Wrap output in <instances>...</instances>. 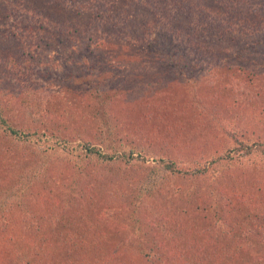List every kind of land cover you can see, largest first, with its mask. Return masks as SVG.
Listing matches in <instances>:
<instances>
[{
    "label": "rangeland",
    "instance_id": "obj_1",
    "mask_svg": "<svg viewBox=\"0 0 264 264\" xmlns=\"http://www.w3.org/2000/svg\"><path fill=\"white\" fill-rule=\"evenodd\" d=\"M209 5L207 0L200 2L202 9L196 11L193 19L187 21L191 24L192 32L185 38L158 39L160 48L152 53L144 44L133 45V48L137 49L145 47L143 53L138 52L140 50H132L131 55L126 57L117 53L114 65L112 64L116 77L131 79L129 90L121 88V91L130 92V96L136 100L133 102L130 122L139 120L154 130H159V133L155 131V145H159L160 153L157 158L148 156L143 149L141 151L144 145L137 142L136 149L133 147L135 161L124 158L118 165L117 161H107L106 166L90 172L91 178H81L79 174V178L73 180L76 187L69 184L66 176L64 177L67 182L60 178L51 182L56 192L63 191L66 194L67 200L61 195L59 203L71 211L80 210L81 214H89L84 211L88 210L89 205L98 203L102 207L101 214L93 217L91 224L95 225L94 233L100 230L98 232L104 234L98 236V241L92 247L94 249H84L91 256V262L95 252L102 256L115 246H119L121 253L115 264H154L152 262H157V258L160 262L164 253L158 254L159 240H162L163 234H168L171 241L163 243L170 245L171 242L174 250L189 253L212 248L215 240L224 243L227 239H233L237 246L231 247V250L237 256L230 264H264V244L261 246L264 242V0H243L241 3L233 0L231 9L237 19H231L232 22L229 11L220 7V11L216 7L211 14L205 13ZM16 27L18 28L10 22H2L0 33L9 28L13 31ZM21 29L24 32L22 27ZM55 30L51 35L41 28L25 34L21 43L24 48L21 49L26 56L22 58L19 55V66L12 59H6L4 62L5 71L9 70L5 74L18 84L19 91L34 103L32 111L17 109L14 115L16 120L29 122L34 111L45 112L44 109L48 108L51 102L61 99L62 102L77 106L74 102L79 104L88 92L84 80L68 84L59 76L71 72L69 70L77 66L78 71L86 73L85 66L90 62L89 57L99 55V46H113V42L106 35L102 38L100 35L90 37L92 28H84L80 35L69 36L71 43L65 46L63 51L60 44L65 43L64 37L56 36ZM46 40L49 45L44 43ZM167 41H170L169 44H165ZM190 49L192 52L188 56L181 51L184 50L188 54ZM168 50L171 56L167 61L170 65L167 66L160 61L161 56L167 54ZM196 50L201 52L196 54ZM182 63L187 65L186 71L178 68ZM165 65L168 69L164 70ZM174 69L178 70L177 76L169 78L175 72ZM168 71L171 73L167 74ZM160 72L164 75L161 76ZM153 74L159 79L154 83L146 79L150 75L154 77ZM226 87L228 89L225 91ZM222 89L223 96L220 97ZM26 91L31 93L27 94ZM5 94L9 99L13 95L8 92ZM192 98L198 100V105L204 104V116L195 108ZM201 98H204L203 102ZM223 98L229 102L222 101ZM216 111L222 112L225 120L217 117ZM127 124H123V132H117L115 136H135L137 140L138 136H143L141 126L127 132ZM204 138L211 141H204ZM172 144L178 145L183 151L187 150L188 155L193 158H188L186 154L179 155L177 164L181 174L176 176V186L173 185V188H176L174 191H170L171 187L163 189L160 194L161 201L153 200V208L162 214L161 217L171 218L170 225H173L170 229L164 228L160 232L158 229L153 230L146 215L150 212L151 205L145 204L140 210L141 216L144 217L142 227L152 238L147 246V241L144 243L142 239L144 236H138L137 228L131 226L134 224V218L126 210V204L110 200L106 206L100 202L107 197L104 193H101L100 200H97L94 192L93 198L96 186L92 181L97 178L98 173L106 180L111 179L112 169L116 171V168L131 176L152 168L161 169L165 165H161L159 161L161 152L165 153V156L177 155L172 153L175 150L170 148ZM219 144L224 151L234 149L232 155L236 169L232 179L222 174L216 176L213 173L215 165H210L211 155L217 152L214 146ZM114 147L121 150L118 138ZM144 155L147 156V161L142 158ZM199 156H207L206 166L199 161ZM16 160L17 157L5 158V164L0 166V171H5V179L9 178L15 169ZM242 174H249L252 180L249 181L246 177L240 181ZM184 188L189 191V195L182 198ZM120 193L117 191V194ZM17 214L14 211L0 212V264H4L3 255L8 246L19 241L26 229L24 218ZM197 240L199 242L194 246ZM138 242L142 245L137 247L139 250H135ZM164 246L167 248V245ZM226 264H229L228 257Z\"/></svg>",
    "mask_w": 264,
    "mask_h": 264
},
{
    "label": "trees",
    "instance_id": "obj_2",
    "mask_svg": "<svg viewBox=\"0 0 264 264\" xmlns=\"http://www.w3.org/2000/svg\"><path fill=\"white\" fill-rule=\"evenodd\" d=\"M202 1L205 2V0H0V23L10 22L18 28L21 26L24 31L22 32L21 27L19 29L16 27L13 31L9 28L0 33V166L5 164V158L17 157V165L15 164L16 167L9 178L5 179V171H0V212L14 211L24 218L26 224V229L19 239L21 242L10 244L3 255L4 264H98L99 262V264H109L110 259V264H115L119 260L121 253L119 246L117 248L115 246L102 256L95 252L91 262V256L84 249L89 251L94 249L92 247L98 241V236L104 234L98 232L100 230L94 233L95 225L91 224V219L101 214L102 207L98 203L89 205L88 210H84L89 214H81L80 210L71 211L59 203L61 195L67 200L66 194L63 191L56 192L51 182H55L58 178L66 181L64 177L66 176L69 184L76 187L73 180H77L79 174L81 178L83 176L91 178L90 172L106 166L107 161H117L116 165H118L124 158L132 160L135 155L133 147L136 149L137 142L144 145L141 151L143 149L148 156L157 158L160 153L159 145H155L157 139L155 131L159 133V130H154L139 120L130 122V114L134 109L133 102L136 100H133L130 92L121 91V88L129 90L131 79L116 77L112 64L114 65L117 53L126 57L132 50H140L138 52L143 53L145 47L152 53L160 48L158 39L185 38L191 34V24L187 21L193 19V14L202 9L200 8ZM236 1L243 2V0ZM232 2L233 0H207L210 7L207 6L205 13L211 14L216 7L218 10L220 7L229 11L230 20L237 19L231 9ZM248 17L249 15L247 20ZM37 28L46 30L50 35L56 29L55 35L63 36L65 40L64 44H60L63 46L62 50L70 45L69 36L80 35V31L84 28H92L93 33L90 37L100 35L102 38L106 35L113 42V46L106 47L103 44L99 46L98 56L86 55L90 59L85 66L86 73L78 71L77 66L69 70L71 72L59 76L68 84L76 80H84L88 92L86 98L79 101V104L74 102L77 106L62 102V99L51 102L50 106L44 109L45 112L34 111L29 122L24 123L16 120L14 116L16 110L32 111L34 103L22 94L18 84L5 74L9 70L5 71L4 62L6 59H12L19 66V55L22 58L26 56L21 49L24 48L21 44L22 38ZM44 43L49 45L48 40ZM143 44L145 47L133 48V45ZM175 48L179 49L177 46ZM181 51L187 56L192 52L191 49L188 54L184 50ZM195 52L198 54L201 51ZM170 56L168 50L167 54L161 56L160 62L170 65L167 62ZM30 60L31 58L28 59ZM166 65L164 70L168 69ZM186 66L182 63L178 68L186 71ZM174 70L169 78L177 76L178 70ZM53 71L58 78L55 69ZM170 73L171 71H168L167 74ZM153 75L154 77L150 75L146 79L151 80L152 83L159 80L155 74ZM160 75L164 74L160 72ZM120 79L122 80L119 81ZM227 89L226 87L225 91ZM223 90L220 97L223 96ZM5 92L13 94L11 99ZM26 93L31 92L26 91ZM192 100L195 101L193 104L200 115L204 116V104L198 105L196 98ZM200 100L203 102L204 98ZM222 101L229 102L226 98ZM215 115L225 120L222 112L216 111ZM125 123H128L127 132L141 126L144 134L142 131L140 133L143 136L141 138L138 136V140L135 136H115L117 132L118 134L123 132L122 127ZM221 128L226 130L224 127ZM117 138L120 140L121 150H116L117 148L114 147ZM203 140L211 141L209 138ZM221 144L214 146L217 152L212 154L214 157L211 155L210 165H215L213 173L216 176L222 174L232 179L236 169L232 155L234 149L224 151ZM240 146L243 149V146ZM170 148L175 149L172 153L178 156L172 157L169 154L165 156V153L161 152L160 164L165 163L161 169L152 168L131 176L116 168V171L112 169L111 179L106 180L98 173L97 178L92 181L96 186L93 198L94 192L97 200L101 193H104L107 197L102 201L99 199L104 205L108 206L110 200L126 204V210L134 218V224L131 226L137 228L138 236H144L142 239L144 243L147 241V246L152 238L142 227L144 217L141 216L140 210L145 204L151 205L150 212L146 215L153 230L158 229L160 232L164 228L170 229L173 225H170L171 218L161 217L162 214L153 208V200L161 201L160 194L163 193V189L171 187L170 191H174L176 188H173V185L176 186L174 184L176 176L181 174L177 164L179 155L186 154L188 158H193L188 155L187 150L183 151L178 145L172 144ZM262 153L264 154V149ZM142 158L147 161L146 155ZM206 158L207 156L198 157L205 166ZM246 177L249 181L252 180L249 174H242L239 180L243 181ZM117 191L121 193L117 194ZM181 195L182 198L187 197L189 191L184 188ZM161 238L158 254L161 252L164 254L161 261L159 262L157 258V262H152L154 264H226L227 257L230 264V261L237 256L231 250V247L237 246L233 239L231 241L227 239L224 243L215 240L212 248L189 253L174 250L171 242L170 245L163 243L171 241L168 234H163ZM198 242L199 240L195 241L193 245L196 246ZM262 244L264 242L261 246ZM140 245L142 243L138 242L134 249L139 250L137 247ZM164 245H167V248Z\"/></svg>",
    "mask_w": 264,
    "mask_h": 264
}]
</instances>
